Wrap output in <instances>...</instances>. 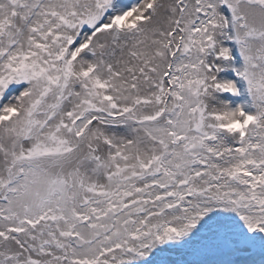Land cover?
Returning <instances> with one entry per match:
<instances>
[{
	"label": "snow or ice",
	"instance_id": "obj_1",
	"mask_svg": "<svg viewBox=\"0 0 264 264\" xmlns=\"http://www.w3.org/2000/svg\"><path fill=\"white\" fill-rule=\"evenodd\" d=\"M0 264H264V0H0Z\"/></svg>",
	"mask_w": 264,
	"mask_h": 264
}]
</instances>
